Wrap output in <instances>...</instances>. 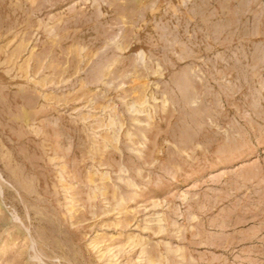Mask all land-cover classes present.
I'll list each match as a JSON object with an SVG mask.
<instances>
[{
  "label": "rangeland",
  "instance_id": "1",
  "mask_svg": "<svg viewBox=\"0 0 264 264\" xmlns=\"http://www.w3.org/2000/svg\"><path fill=\"white\" fill-rule=\"evenodd\" d=\"M0 264H264V0H0Z\"/></svg>",
  "mask_w": 264,
  "mask_h": 264
}]
</instances>
